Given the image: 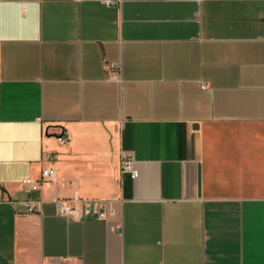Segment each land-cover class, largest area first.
Masks as SVG:
<instances>
[{"label":"crops","instance_id":"crops-1","mask_svg":"<svg viewBox=\"0 0 264 264\" xmlns=\"http://www.w3.org/2000/svg\"><path fill=\"white\" fill-rule=\"evenodd\" d=\"M0 264H264V0H0Z\"/></svg>","mask_w":264,"mask_h":264},{"label":"built area","instance_id":"built-area-1","mask_svg":"<svg viewBox=\"0 0 264 264\" xmlns=\"http://www.w3.org/2000/svg\"><path fill=\"white\" fill-rule=\"evenodd\" d=\"M111 68H116V65L111 64ZM63 144L68 143L70 139L69 132L63 130L58 137ZM45 161L53 164L56 161V156L47 154L44 157ZM121 172L129 173L132 178L138 176V171L134 167V159L131 155L123 153L121 155ZM56 175V170L53 166H49L42 170L41 177L38 179L26 178L22 183L24 188L29 192H35L40 189L43 183L53 181ZM57 213L62 217L79 220H97L107 221L109 218L117 214L116 207L110 202L102 199H84L75 194L70 198H59L55 201ZM28 212H38V208L27 203Z\"/></svg>","mask_w":264,"mask_h":264}]
</instances>
